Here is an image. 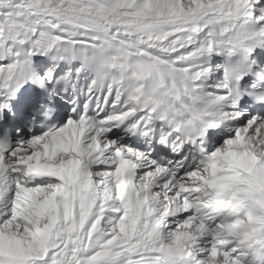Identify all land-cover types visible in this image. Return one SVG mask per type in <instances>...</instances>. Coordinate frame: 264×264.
Listing matches in <instances>:
<instances>
[{
  "label": "snow or ice",
  "instance_id": "1",
  "mask_svg": "<svg viewBox=\"0 0 264 264\" xmlns=\"http://www.w3.org/2000/svg\"><path fill=\"white\" fill-rule=\"evenodd\" d=\"M0 264H264V0H0Z\"/></svg>",
  "mask_w": 264,
  "mask_h": 264
}]
</instances>
